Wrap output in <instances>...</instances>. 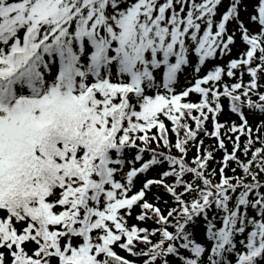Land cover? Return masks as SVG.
<instances>
[{
  "label": "snow or ice",
  "instance_id": "6c2138e0",
  "mask_svg": "<svg viewBox=\"0 0 264 264\" xmlns=\"http://www.w3.org/2000/svg\"><path fill=\"white\" fill-rule=\"evenodd\" d=\"M246 10L0 0V264H264V0Z\"/></svg>",
  "mask_w": 264,
  "mask_h": 264
},
{
  "label": "trees",
  "instance_id": "16d2710c",
  "mask_svg": "<svg viewBox=\"0 0 264 264\" xmlns=\"http://www.w3.org/2000/svg\"><path fill=\"white\" fill-rule=\"evenodd\" d=\"M255 2V0H253L251 3L248 2V0H245V3L247 4V10L246 11H242L241 12V19L245 22L246 25H248L249 27H254L253 25L250 24L249 18L250 15L253 14V3ZM227 3V0H225V4ZM221 11H223V8H221ZM218 18V17H217ZM234 27V23H230L228 25L229 30H231ZM245 46L243 45V43L240 41V37H239V33H237L236 35V43L235 46L232 49V53L230 57H224V58H220L217 62L219 63H224L227 59L229 58H236L238 55V52L240 50H243ZM247 79V77H245V80ZM236 120V117L234 115H230V113L226 110L224 115L221 116V120ZM250 122H252L251 118H250ZM209 128H211V125L209 124ZM243 141V138H242ZM212 143L211 140H205V144H210ZM227 143V141H226ZM231 148V145L229 144V149ZM195 155V149H193L190 153H189V157ZM217 159H220V157L222 156V153L217 152L216 153ZM215 163L210 164V167H215ZM229 174H231L229 172ZM137 186H139V181H137ZM138 211V210H137ZM129 224L135 223L136 221L134 219H129ZM140 226H148V227H152L153 225L151 224V222H148L147 225L145 224H141ZM116 251L121 255V256H125L127 255L125 252L121 251L119 248L116 249ZM128 259H133V257H131L130 255H127Z\"/></svg>",
  "mask_w": 264,
  "mask_h": 264
},
{
  "label": "rangeland",
  "instance_id": "374dc122",
  "mask_svg": "<svg viewBox=\"0 0 264 264\" xmlns=\"http://www.w3.org/2000/svg\"><path fill=\"white\" fill-rule=\"evenodd\" d=\"M253 0H248L249 3H251Z\"/></svg>",
  "mask_w": 264,
  "mask_h": 264
}]
</instances>
